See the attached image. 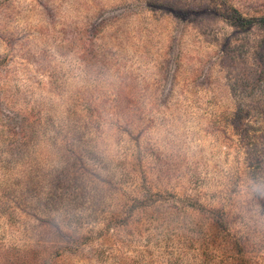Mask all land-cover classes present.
I'll use <instances>...</instances> for the list:
<instances>
[{
    "label": "rangeland",
    "instance_id": "obj_1",
    "mask_svg": "<svg viewBox=\"0 0 264 264\" xmlns=\"http://www.w3.org/2000/svg\"><path fill=\"white\" fill-rule=\"evenodd\" d=\"M0 264H264V0H0Z\"/></svg>",
    "mask_w": 264,
    "mask_h": 264
}]
</instances>
